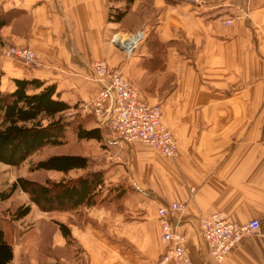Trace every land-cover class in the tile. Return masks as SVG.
I'll return each instance as SVG.
<instances>
[{
  "label": "crops",
  "instance_id": "0c3cea01",
  "mask_svg": "<svg viewBox=\"0 0 264 264\" xmlns=\"http://www.w3.org/2000/svg\"><path fill=\"white\" fill-rule=\"evenodd\" d=\"M125 6L124 0H0V13H10L0 49L26 47L41 64L31 69L0 57L2 92L14 90L13 80H37L42 85L34 92L53 86L54 99L74 107L94 99L90 70L105 61L147 103L161 106L178 145L177 155L166 158L138 142L116 143L98 128L99 140L77 139L98 145L95 156L78 154L88 159V171L102 174L112 204L83 206L88 221L61 222L70 234L58 225L48 252L40 227L20 242L4 231L13 251L8 264H153L163 251L158 209L171 203L184 205L178 231L189 262L169 264H217L199 229L200 218L215 213L239 225L260 222V231L221 264H264V0H207L201 7L134 0L121 23L110 22L109 9ZM140 29L145 41L125 60L111 38Z\"/></svg>",
  "mask_w": 264,
  "mask_h": 264
},
{
  "label": "built area",
  "instance_id": "2783aa9c",
  "mask_svg": "<svg viewBox=\"0 0 264 264\" xmlns=\"http://www.w3.org/2000/svg\"><path fill=\"white\" fill-rule=\"evenodd\" d=\"M183 1L193 7L207 4V0ZM226 24L229 25L230 21H226ZM145 38V31L140 29L125 38L116 33L111 41L121 48L125 60H129ZM2 56L18 60L31 69L41 66L35 53L28 48L11 47L3 51ZM90 72L91 81L98 85V93L89 102H79L76 113L93 115L100 130L116 143L129 145L138 142L163 157L174 158L177 155V141L163 122L160 105L147 103L122 72L105 61L95 63ZM183 211L184 205L179 203L160 206L158 209L159 239L163 251L153 264L189 262L186 238L178 231ZM199 229L208 255L215 263L221 264L245 236L260 231V222L254 219L239 225L230 222L223 214L215 213L200 218Z\"/></svg>",
  "mask_w": 264,
  "mask_h": 264
},
{
  "label": "trees",
  "instance_id": "16d2710c",
  "mask_svg": "<svg viewBox=\"0 0 264 264\" xmlns=\"http://www.w3.org/2000/svg\"><path fill=\"white\" fill-rule=\"evenodd\" d=\"M111 1L114 3L119 0ZM133 1L124 0L126 2L124 11L110 8L109 21L121 23L127 13V8ZM9 19L10 13H0V28L5 26ZM13 83L15 88L12 92L0 90V163L18 167L46 147H62L66 143L65 132L71 125L65 121L64 115L70 107L54 99L53 86H47L39 92H34L42 85L37 80H13ZM76 116L80 121L75 129L76 138L99 140V130L96 128L83 129L82 122L85 118ZM87 169L88 159L86 157L79 154L57 153L38 160L32 166L31 172L51 171L67 174L71 171ZM103 185L102 174L93 171L54 186L19 178L12 184L9 194H0V200L7 199L19 187L29 195L31 202L42 212L64 211L103 203L104 199L101 198ZM122 192L123 190L119 191L120 194ZM29 212V206H21L15 210L14 219L21 220ZM60 230L65 237L68 235L67 229L62 225H60ZM12 258V246L0 227V264H8Z\"/></svg>",
  "mask_w": 264,
  "mask_h": 264
},
{
  "label": "rangeland",
  "instance_id": "374dc122",
  "mask_svg": "<svg viewBox=\"0 0 264 264\" xmlns=\"http://www.w3.org/2000/svg\"><path fill=\"white\" fill-rule=\"evenodd\" d=\"M116 33L117 34L119 33L118 35H120L121 38H125L127 36L126 31L124 30L122 31V33L120 31H116ZM11 47H17V46L2 47V49H0V57L3 58L2 52ZM18 48H26V47H18ZM90 76H91V72H90ZM127 80L131 82L128 78ZM75 109H77L76 106L70 107L69 110L64 115L65 121L69 122L71 126L66 131V137H65L66 143L62 147H46L45 149L31 156L28 160H26L18 167H11L0 163V194L2 195L9 194L11 191L12 184L16 182V180L19 178L30 179L31 181H35L42 185L54 186L55 184L58 183H66L69 180L72 179L74 180L79 176H85L87 172H89L88 170L71 171L67 174H62L57 172H45V171L31 172L32 166L38 160L44 159L45 157L52 154H57V153L78 154V153L86 152L89 155L95 156L98 147L96 143L79 141L76 138L75 129L77 127V124L80 123V121H79V117L76 116L79 115L78 114L79 112L76 113ZM79 116L86 119V121L82 122L83 123L82 128L94 127L100 129L93 115L86 114L83 116L82 115ZM165 126L167 127L166 124ZM104 193L105 192L103 188V194L101 195V198L104 199L103 203L107 205H111L112 204L111 202L113 201L114 198L112 190H110L108 193L105 194ZM99 197L100 195L98 196L97 199H99ZM21 206L23 207L29 206L30 212L21 220H15L14 212L17 208ZM87 215L88 213L83 206L75 209L64 210V211H53L49 213L42 212L40 209H38V207H36L31 202L29 195L19 187L14 192H12L7 199H5L4 201L0 200V227L4 229L5 233L9 235V237L11 238L15 237L17 242H20L21 237L23 236L24 238L25 236L30 237L31 229L35 228L36 230L35 234L37 235V228L40 227V229H38L39 236H42L44 240L43 247L45 250L46 248H48L50 241L53 240V236L58 225L59 226L62 225L60 224L61 222H64L68 226L72 224L74 221L77 223L82 221H88L90 219L87 217ZM67 231L69 235L70 234L69 229H67Z\"/></svg>",
  "mask_w": 264,
  "mask_h": 264
}]
</instances>
